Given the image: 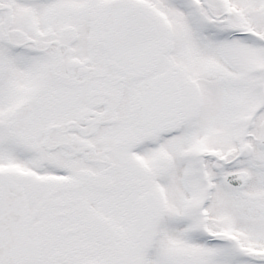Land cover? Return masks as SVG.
<instances>
[{
  "label": "snow or ice",
  "instance_id": "snow-or-ice-1",
  "mask_svg": "<svg viewBox=\"0 0 264 264\" xmlns=\"http://www.w3.org/2000/svg\"><path fill=\"white\" fill-rule=\"evenodd\" d=\"M0 264H264V0H0Z\"/></svg>",
  "mask_w": 264,
  "mask_h": 264
}]
</instances>
